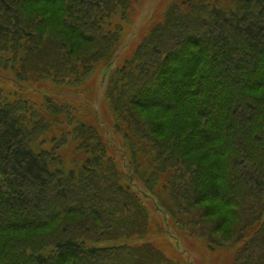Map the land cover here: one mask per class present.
Here are the masks:
<instances>
[{
  "label": "trees",
  "instance_id": "16d2710c",
  "mask_svg": "<svg viewBox=\"0 0 264 264\" xmlns=\"http://www.w3.org/2000/svg\"><path fill=\"white\" fill-rule=\"evenodd\" d=\"M134 1L0 0V67L78 90L102 65L129 156L123 172L67 105L0 90V264H182L136 240L133 182L189 236L264 264V0H171L113 69Z\"/></svg>",
  "mask_w": 264,
  "mask_h": 264
},
{
  "label": "rangeland",
  "instance_id": "374dc122",
  "mask_svg": "<svg viewBox=\"0 0 264 264\" xmlns=\"http://www.w3.org/2000/svg\"><path fill=\"white\" fill-rule=\"evenodd\" d=\"M171 0H138L131 2L122 21L120 41L112 59L111 67L117 68L129 58L153 23L161 18L167 3ZM103 67L99 65L92 76L78 90L54 86L49 81L29 75L27 80L15 79L12 71L0 67V90L10 95H20L33 103H41L45 96L59 104L67 105L72 115L95 125L103 137L107 153L121 170L127 171L128 153L123 147V135L114 128L113 115L104 99L105 82ZM71 163V154L65 155ZM134 189L142 195L149 211L148 231L145 237L136 239L140 243H151L166 257L182 264H238L237 252L244 242L230 246L229 242L209 248L197 237L189 236L174 225L170 216L160 211L155 196L145 187L133 182ZM145 193H147L146 196ZM158 203V202H157ZM137 242V243H138Z\"/></svg>",
  "mask_w": 264,
  "mask_h": 264
}]
</instances>
